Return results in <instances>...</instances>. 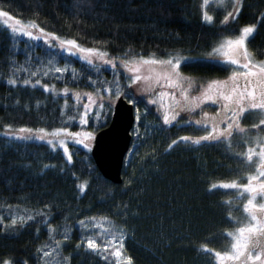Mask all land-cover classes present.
Instances as JSON below:
<instances>
[{"label": "trees", "instance_id": "16d2710c", "mask_svg": "<svg viewBox=\"0 0 264 264\" xmlns=\"http://www.w3.org/2000/svg\"><path fill=\"white\" fill-rule=\"evenodd\" d=\"M0 10L24 22L35 21L61 39L107 51L114 59L185 56L180 72L201 80L224 71L208 58L221 38L237 37L244 26L257 25L247 49L252 58L264 59V0H243L238 18L226 25L221 23L225 10L213 7L209 12L215 18L205 23L199 0H0ZM56 64L66 71L56 73ZM37 70L40 75L30 76ZM129 77L120 67L88 65L59 48L13 34L0 23V260L47 264L40 250L51 251L59 240L53 254L60 264H125L127 257L132 264H217L213 253L229 246L227 233L244 211L237 190L209 188L238 182L243 154L222 142L179 143L168 150L172 140L194 133L164 125L157 110L128 86ZM9 79H17V85H9ZM24 79L33 84L39 79L41 84L24 87ZM43 85L54 88L55 94L44 92ZM64 87L69 88L68 97L61 94ZM104 88L135 100L141 116L140 127H134L139 137L132 131L121 184L105 179L91 151L81 144H68L69 163L63 150L44 142L8 139L21 127L98 132L113 113ZM72 92L84 101V93L91 92L105 107L89 110L84 124L83 104ZM85 181L87 189L81 193L78 185ZM29 215L35 219L28 221ZM106 224L124 232L120 260L111 255L113 248L99 254L86 250L89 237L103 247L101 229ZM205 247L211 251H203Z\"/></svg>", "mask_w": 264, "mask_h": 264}, {"label": "snow or ice", "instance_id": "6c2138e0", "mask_svg": "<svg viewBox=\"0 0 264 264\" xmlns=\"http://www.w3.org/2000/svg\"><path fill=\"white\" fill-rule=\"evenodd\" d=\"M209 0H203V4L207 5ZM221 4H225V0H220ZM230 6L232 8L231 11H227V14L224 15L222 24L226 25L229 22V19L235 20L239 16V12L243 7V0H230ZM0 18H5L3 20V24L6 25V30L10 29L13 34H20L22 36L27 37L29 40L33 41H41L43 38H51L54 41H58L61 50H66L69 55H76L79 53L81 58L84 59L88 65H92L93 61L90 59L92 56L98 57L105 65L115 69L116 62L113 59H105L110 55L107 51H102L98 48L94 47H82L76 39H61L54 33L47 32L43 27L37 24L35 21L24 22L21 19L13 17L10 15L8 11L0 10ZM202 19L205 23H211L214 20L212 15H209L207 11L203 12ZM259 19V18H258ZM9 20H14L13 24H9ZM19 26V27H18ZM257 25H249L244 26L240 29V34L236 39H226L223 44L219 47L213 49V52L219 53L225 47L227 51H224L223 54L226 57L224 63L235 65L239 68L244 69V71H233L232 75L227 80H213L207 84L206 88L203 89L200 96L189 97L188 90L193 88V84L188 82L186 85L181 83L183 79L180 75L178 69L181 66L180 57L175 58H166V59H158L153 57H143L140 56L137 60L135 57L129 60H123L122 66L127 69L130 73H138L140 71L139 65H159L165 70L162 74L158 73L155 77L154 83H150L153 81V77L141 75H132L129 77L131 83L128 85L131 87L133 84L144 80L145 83L148 84V87L145 88V91H151L155 84H159L161 80L166 82L167 87L177 88L180 90L181 95L183 97L184 103L181 104L179 100H176L175 108L171 109V115L169 112H166L163 115V124L167 126H171L176 119L179 117L180 113L183 111H195L201 107V104L210 102L212 104H218V101H225L223 105H218V107H222L224 111V116L220 115V112H217L216 117H209L207 113H203V120H196L192 123H195L197 126L202 127L207 130V134L202 135L196 139H193L189 136L179 137L176 140H172L168 146V150H171L179 143H191L197 146L202 144H217L221 141L222 138L227 139L231 137L232 131L235 127L243 133L245 130L239 128L238 118L239 116L247 111L245 107H243V102L247 99L250 109L252 110H261L264 113V61L260 63H253L251 59L248 49L247 42L249 38H254L256 32ZM32 29L37 30L40 35L34 34ZM45 44L48 43L47 39L43 41ZM49 47H52L49 45ZM76 49V52L72 50ZM243 56L247 61L246 63H240V57ZM187 62L186 60L184 61ZM133 65L130 67L129 65ZM66 71V69H61L60 67L55 68V72L60 74ZM30 76L36 77L40 75L39 70L32 71L29 73ZM43 75L47 76L48 72L44 71ZM90 84H95L89 78ZM9 85L16 86L17 79H9L7 81ZM41 84V81L37 79L33 84L30 79H24L22 81V86L24 87H36ZM163 86V85H162ZM43 91L49 92L53 91L55 94V90L50 89L48 85H43ZM64 97H68L69 88L64 87L61 93ZM96 94L100 96V89H96ZM75 101H79L81 99L80 93H74ZM103 95L109 96V100L107 101V107L110 110L112 104L114 103V99L118 100L123 93L120 91L113 92L111 88H104ZM160 97L166 95L164 92L158 93ZM171 98L175 100V96L173 94ZM86 97V103H84L81 107L83 109L81 115V122L84 124L88 123L87 117L89 115V110L91 109L93 112L95 111L96 104L93 100V93L88 92L84 93ZM114 97V99H113ZM130 104H135V100L129 99ZM149 103L155 105L157 101L155 99L150 100ZM65 104H67V99H65ZM101 109L105 107L104 103H100L98 105ZM178 109V110H177ZM229 113L231 114L229 116ZM72 119V117H69ZM141 119L139 109H136L135 121L137 123V128L140 127L139 121ZM210 121V122H209ZM231 121V122H229ZM224 124L225 127L221 129L220 125ZM261 125H264V119L259 121V124H254V128H260ZM11 129V125L7 126ZM134 133L139 137V132L134 129ZM21 133H39L35 136H11L8 139L16 140V141H30V140H39L48 144L53 150L56 149L57 144L63 148L65 154H67L68 162H72V155L69 153V149L65 139L60 138L56 141L51 139L45 141V136L50 135L53 137H62L63 135L71 136V137H80L82 134L80 132H72L67 127L56 128L52 131H49L45 128L32 129L28 127H21L19 129ZM89 140H94L95 137L91 132H86L83 134ZM74 142L76 144L83 145L84 148H91L89 144L84 143L83 139H75ZM259 151L257 152L255 148H248L247 153L245 155V159L248 163H252L253 157L256 156L259 159V164L257 165V173L258 175H253L248 177V182L245 184H238L237 182H222L220 184H211L209 191L215 190L217 188L224 190H237L241 194L248 193L249 199L247 203L244 205V211L250 217V223L246 226H242L237 228L235 233L229 232L227 233L233 240L231 244L230 252H214V256L217 259V264H264V203L256 204L254 201L257 199V196L264 198V180H261V177H264V144H260L259 140L257 141ZM254 181H259V183H254ZM81 193L86 191L87 182L81 183L78 185ZM48 207L47 205L45 206ZM126 207V206H125ZM41 216L44 215L43 212L40 213ZM21 221L24 220V217L20 218ZM34 216L29 215L27 217L28 221L34 220ZM93 222H95V217L90 218ZM3 221L0 220V224ZM11 223L13 226L16 225V219H11ZM108 223H112L111 220ZM80 225H85V220L79 221ZM96 227H100L96 225ZM49 231H54L51 225H49ZM106 231V230H102ZM125 238L123 230L113 231L109 236L105 237L102 240L103 247L101 248V244L97 243L96 240L92 237H89L86 242V250H90L93 253L99 254L101 251L107 253L109 248H113L111 255L120 258L122 256L121 249L123 248V239ZM67 239V236H65ZM106 241V242H105ZM81 243H84L82 240ZM115 245H119V247H114ZM60 247V241H55V248L51 251H44L41 249L42 258L50 257L52 252L56 250V248ZM79 247V244L77 245ZM203 251H211L207 247L203 249ZM255 253V254H254ZM103 259L107 260L108 256H103ZM0 264H13L11 259L0 260ZM22 264H27V261L22 262ZM125 264H132V258L127 257Z\"/></svg>", "mask_w": 264, "mask_h": 264}, {"label": "flooded vegetation", "instance_id": "af4514ba", "mask_svg": "<svg viewBox=\"0 0 264 264\" xmlns=\"http://www.w3.org/2000/svg\"><path fill=\"white\" fill-rule=\"evenodd\" d=\"M253 63H260L264 61V59H255L253 58ZM247 61L244 59L243 56L240 57V63H246ZM224 67V71H222L221 75L216 78H211L208 80H201L197 79L192 76H186L189 80H192L193 88L188 90L189 97L194 96H200L203 89L205 88L204 85H207L213 80H227L233 73V71H244V69L239 68L235 65L231 64H221ZM199 83L203 84L202 86H199ZM170 94H173L175 96V100L171 98V95L168 96V108L166 112H169L171 115V109L175 108L176 100H179L181 104L184 103L183 97L181 95V92L179 89H176L175 91L171 92ZM226 103L225 101H218V104H212L210 102H206L201 104V107L195 111H183L180 113L179 117L176 119V121L171 125L177 128L184 127L194 133V135L190 136L193 139H196L202 135L207 134V130L203 129L202 127L197 126L195 123H192L196 120H203V113H207L209 117H216L217 112H220L221 116H224V111L222 107H218V105H223ZM243 107L248 109L244 113H242L238 118V124L239 128L244 129L245 131L241 133L234 124V128L232 131L231 137L224 139L222 138L220 142L222 143H230L235 146V148H238L242 154L244 159L241 162L240 169L238 171V184H245L248 182V177L253 175H258L257 173V165L259 164L258 157L254 156L252 163H248L245 159V155L247 153L248 148H255L258 152L260 149L258 147L257 141L259 140L260 144H264V125H261L260 128H254V124H259V121L261 119H264V113L261 112V110H252L249 107L247 99L243 102ZM178 110V109H177ZM163 114L159 113L161 120L163 121ZM231 114L229 113V116ZM210 122V121H209ZM231 122V121H229ZM221 129L225 127L224 124L220 125ZM261 180H264V177L260 178ZM254 183H259V181H254ZM240 193V192H239ZM241 200L242 203V209L244 211V205L247 203V200L250 198L248 193H243L239 195L238 197ZM257 205L260 203H264V198H261L260 196H257V199L254 201ZM250 223V217L245 213L242 215V217L236 222L235 228L231 231L232 233H235L237 228L246 226ZM231 242L229 246L220 251V252H230L231 251V244L233 243L232 238L230 237ZM255 254V253H254Z\"/></svg>", "mask_w": 264, "mask_h": 264}, {"label": "rangeland", "instance_id": "374dc122", "mask_svg": "<svg viewBox=\"0 0 264 264\" xmlns=\"http://www.w3.org/2000/svg\"><path fill=\"white\" fill-rule=\"evenodd\" d=\"M199 4H200L201 9H202L203 12H204V11H207L208 14H209V15H212L214 18H215L214 13L209 12L210 7H213V8H215V9H216V8H222V9H224V10H225L224 15L227 14V11H231V10H232V8H231V6H230V0H225V4H221V3H220V0H209V2H208L207 5H204V4H203V0H199ZM224 15H223V16H224ZM4 19H5V18H0V23H1L3 26L6 27V25L3 24V20H4ZM229 20H230V19H229ZM8 23H9V24H13V23H14V20H9ZM18 27H19V26H18ZM32 31L34 32V34H36V35H40V33H39L37 30H35V29H32ZM17 34H18V33H17ZM19 35H20V34H19ZM21 36H22V35H21ZM238 36H239V35H238ZM238 36H237V37H234V38H232V37H223V38H221V39L219 40V42L216 44L215 48H217V47H219L221 44H223V43L225 42L226 39H229V38H230V39H236V38H238ZM24 37H25V36H24ZM26 38H27V37H26ZM44 39H47V41H48L47 44L51 45L52 47L59 48L60 51H61V53H63L64 55H69L68 52H67L66 50H61L58 41H54V40H52L51 38H47V37H45V38H43L41 41H37V42H43ZM215 48H214V49H215ZM72 51H73V52H76L77 50H76V49H73ZM224 51H227V48H226V47H225L221 52H219V53L213 52V50H212L211 53L209 54L208 58L211 59V60H213V61L219 62L220 64H224L223 61L226 60V57H225L224 54H223ZM248 53H249L251 59H253L249 51H248ZM75 56L81 58V55H80L79 53H77ZM175 57H180V58H182V59H181V63H182L184 60L187 59L185 56H180V55L173 56L172 58H175ZM133 58H134V57H130V58H126V59H114V58H111V57H109V56H108V57H105V59H113V60L116 62V67H120V68H122V69H123V70H124L129 76H132V75H141L142 77H144V76H151V77H153V81H150V83H154V80H155L156 75H157L158 73L162 74L163 71L165 70L164 68H162V67L159 66V65H151V66H149V65H139V67H140V71H139L138 73H130V72L127 71V69H125V68L122 66V63H121V62H122L123 60H129V61H131ZM135 58H136L137 60L139 59V57H135ZM81 59H82V58H81ZM90 59L93 61V64H96V65H102V66H107V67H109L108 65H105V64L103 63V61H101V60H100L98 57H96V56H92V57H90ZM83 60H84V59H83ZM129 66H130V67H133V65H131V64H130ZM56 67H60V66L56 64V65H55V68H56ZM60 68H61V69H65L64 66H63V67H60ZM178 71L180 72L179 69H178ZM180 75H181V77L183 78V79L181 80V83H183V84L186 85L188 82H191V83L193 82L192 80H189V79H188L185 75H183L181 72H180ZM162 85H163V86H162ZM202 85H203V84L199 83V86H202ZM204 86H205V88H206L207 85H204ZM147 87H148V84L145 83L144 80H141L140 82H138V83L132 85V88H133V90L135 91V93H136L138 96L144 98V99L146 100V102H147L149 105L153 106V107L157 110L158 113H161V114H163L164 112L166 113L167 108H168V96H169V95H167V94H170L171 92L175 91L177 88L167 87V86H166V82H165L164 80H161L159 84H155V86L152 88L151 91H145V88H147ZM160 92H164V93H166V95L163 96V97H160V96L158 95V93H160ZM73 94H74V92H72V96H74ZM113 99H114V98H113ZM153 99H155V100L157 101V103H156L155 105L149 103V101H150V100H153ZM93 100H94V102H95V104H96L95 111L101 109V108L98 106L100 103L103 102V101L101 100V98L93 97ZM79 102H81L82 104H84V103H86L87 101H86V100L84 101V100L82 99V95H81V99L79 100ZM114 102H115V99H114ZM113 104H114V103H113ZM113 104H112V105H113ZM90 110H91V109H90ZM91 111H92V110H91ZM49 131H52V130H49ZM70 131H71V130H70ZM72 132H80L82 135H81L80 137H75V138H74V137H71V136H67V135H63L62 137H53V136L47 135V136H45V141H46V140H49V139H51V140H53V141H56V140H58V139H60V138H63V139H65V141H66V143H67V146H68L69 143H75V142H74L75 139H83L84 143L89 144V146H90V148H91V146H92V144H93V140H89L88 138H86V137L83 135L84 133H86V132H90V131H88L87 129H83V130H80V131H72ZM37 134H39V133H36V132H33V133H27V132H25V133H21V132H19V129H17V130H13V131L10 132V135H12V136H17V135H19V136H29V135L35 136V135H37ZM92 134L95 136V133H92ZM33 140H35V139H33ZM38 141H39V140H38ZM56 148L63 150V148H61L58 144H57V147H56ZM102 230H106V231H102ZM101 231H102L103 235H104L105 237H107V236H109V235L111 234V232H113V227H112L110 224H106L105 227L101 229ZM122 258H123V256H121L120 258H117V259L120 260V259H122ZM47 264H60V263H58V262L56 261V257L54 256L53 252H52V255H51L50 257L47 258Z\"/></svg>", "mask_w": 264, "mask_h": 264}, {"label": "water", "instance_id": "95a60500", "mask_svg": "<svg viewBox=\"0 0 264 264\" xmlns=\"http://www.w3.org/2000/svg\"><path fill=\"white\" fill-rule=\"evenodd\" d=\"M136 108L121 95L113 104L109 124L95 133L91 154L103 177L114 184L123 182L124 162L132 145Z\"/></svg>", "mask_w": 264, "mask_h": 264}]
</instances>
